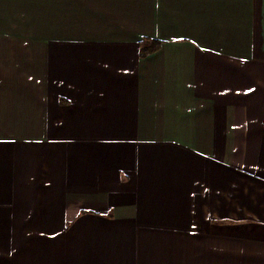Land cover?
Returning a JSON list of instances; mask_svg holds the SVG:
<instances>
[{
	"label": "crops",
	"instance_id": "crops-1",
	"mask_svg": "<svg viewBox=\"0 0 264 264\" xmlns=\"http://www.w3.org/2000/svg\"><path fill=\"white\" fill-rule=\"evenodd\" d=\"M0 264H264V0H0Z\"/></svg>",
	"mask_w": 264,
	"mask_h": 264
},
{
	"label": "trees",
	"instance_id": "trees-1",
	"mask_svg": "<svg viewBox=\"0 0 264 264\" xmlns=\"http://www.w3.org/2000/svg\"><path fill=\"white\" fill-rule=\"evenodd\" d=\"M161 45L160 40H153L150 45L144 46L143 49L141 50L142 55H146L148 53H151L153 51H156Z\"/></svg>",
	"mask_w": 264,
	"mask_h": 264
}]
</instances>
